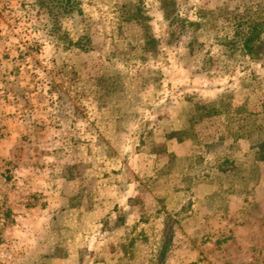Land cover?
<instances>
[{"label":"rangeland","instance_id":"374dc122","mask_svg":"<svg viewBox=\"0 0 264 264\" xmlns=\"http://www.w3.org/2000/svg\"><path fill=\"white\" fill-rule=\"evenodd\" d=\"M77 1L58 40L38 0H0V264H156L168 238L164 264H264V161L241 128L264 126V46L224 45L264 0H174L207 19L191 54L158 0ZM137 1L160 40L145 59L124 52Z\"/></svg>","mask_w":264,"mask_h":264},{"label":"trees","instance_id":"16d2710c","mask_svg":"<svg viewBox=\"0 0 264 264\" xmlns=\"http://www.w3.org/2000/svg\"><path fill=\"white\" fill-rule=\"evenodd\" d=\"M159 7L163 12L164 19L169 24L168 35L170 37L180 35L189 29L190 40L186 44V51L184 53L191 54L195 49L194 43L196 41V35L194 32L197 29H202L207 26L206 18H199V20H188L180 18L176 8L174 0H158ZM41 7H44L50 18L51 28L49 34L54 35L55 38L60 40L61 32L60 25L58 24V18L64 16V14L77 12L80 13L81 9L77 0H38ZM124 10L122 12V20H134L142 27L141 41L138 46L131 45L128 49L124 50L126 54L136 55L139 59H145L146 54L151 56L157 53V47L160 44V40L155 37L150 26V15L147 10L142 7L141 2L137 1L133 6L124 4ZM134 8H130V7ZM205 14V13H202ZM238 22L236 23L233 36L224 41V45L227 47L230 53L238 50L241 55L248 56L251 59H257L260 57V51L264 46V16L255 14V12H245L239 16H236ZM64 34V33H63ZM72 41H69V44ZM201 44H196V47ZM205 111V115L216 114L219 112V107L214 104L202 105ZM247 116V115H246ZM249 119L244 117L243 120ZM242 133L246 138H251L253 133H257V139L252 141L251 147H256L255 159L258 161H264V126L252 123H246L241 126ZM225 171V170H224ZM170 239H164L157 251L156 264H164L166 253L169 249Z\"/></svg>","mask_w":264,"mask_h":264}]
</instances>
